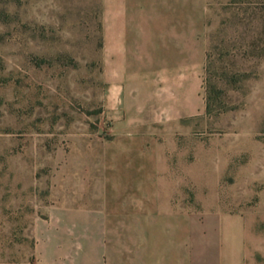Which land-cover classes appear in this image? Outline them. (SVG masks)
I'll list each match as a JSON object with an SVG mask.
<instances>
[{
	"label": "rangeland",
	"instance_id": "obj_1",
	"mask_svg": "<svg viewBox=\"0 0 264 264\" xmlns=\"http://www.w3.org/2000/svg\"><path fill=\"white\" fill-rule=\"evenodd\" d=\"M0 264H264V0H0Z\"/></svg>",
	"mask_w": 264,
	"mask_h": 264
}]
</instances>
